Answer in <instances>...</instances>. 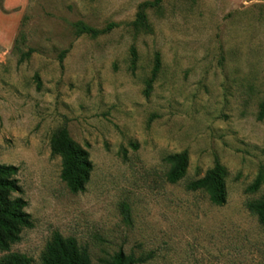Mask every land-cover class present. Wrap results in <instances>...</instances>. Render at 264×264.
<instances>
[{
  "label": "rangeland",
  "instance_id": "rangeland-1",
  "mask_svg": "<svg viewBox=\"0 0 264 264\" xmlns=\"http://www.w3.org/2000/svg\"><path fill=\"white\" fill-rule=\"evenodd\" d=\"M152 1L0 0V164L18 168L12 197L32 222L0 261L42 264L58 232L91 264L118 251L139 264H264V226L246 208L264 196L248 190L264 175V0H162L136 28ZM62 126L93 165L76 194L50 150ZM182 152L170 184L164 158ZM215 162L222 206L187 188Z\"/></svg>",
  "mask_w": 264,
  "mask_h": 264
},
{
  "label": "trees",
  "instance_id": "trees-1",
  "mask_svg": "<svg viewBox=\"0 0 264 264\" xmlns=\"http://www.w3.org/2000/svg\"><path fill=\"white\" fill-rule=\"evenodd\" d=\"M162 0L144 2L138 6L136 20L133 25L136 28H145L144 12L148 7L159 6ZM31 51L22 54L20 61L28 57ZM132 61L136 59V52L131 49ZM63 55L60 56V59ZM161 61L158 53L154 55V65L149 79L146 81L144 93L149 95L152 84L160 71ZM39 87V85H38ZM264 118V102L260 106L258 120ZM50 150L53 156L60 158V180L65 184L70 193L76 194L85 190L93 169L86 149L76 144L70 137L66 126L57 129L50 139ZM164 161L168 164L165 174L166 182L177 183L185 174L188 166L186 152L167 155ZM18 168L13 165L0 164V252L8 251L10 246L20 240L21 231L32 226L31 218L25 212L26 202L12 195L21 192L18 181L15 178ZM225 169L219 162L208 170L201 178L189 183L191 191H203L211 204L222 206L226 202V190L224 186ZM264 187V175L260 173L249 191H257ZM246 208L255 215L259 223L264 226V196L259 200L249 201ZM42 264H91L89 254L81 250L74 238H64L58 232H54L45 247L42 256ZM143 260L136 259L133 255H126L122 251L115 253L105 264H139ZM0 264H31L30 259L19 254H10L0 261Z\"/></svg>",
  "mask_w": 264,
  "mask_h": 264
},
{
  "label": "crops",
  "instance_id": "crops-1",
  "mask_svg": "<svg viewBox=\"0 0 264 264\" xmlns=\"http://www.w3.org/2000/svg\"><path fill=\"white\" fill-rule=\"evenodd\" d=\"M16 0H4V6L7 8V7H10L12 4L16 3L15 2Z\"/></svg>",
  "mask_w": 264,
  "mask_h": 264
}]
</instances>
